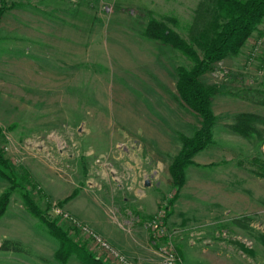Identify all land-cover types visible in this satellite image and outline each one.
Masks as SVG:
<instances>
[{"label":"rangeland","instance_id":"374dc122","mask_svg":"<svg viewBox=\"0 0 264 264\" xmlns=\"http://www.w3.org/2000/svg\"><path fill=\"white\" fill-rule=\"evenodd\" d=\"M5 1L14 7L0 30V151L19 187L0 176V195L9 190L0 246L18 242L22 250H0V264H82L74 254L58 258L57 241L23 193L102 264L114 263L82 226L110 244L94 224L114 228L156 262L146 224L161 211L180 264H264V179L250 172L255 138L229 128L236 113L264 118V58L254 49L264 19L239 54L201 78L218 89L214 142L203 153L213 165L189 169L206 188L194 204L183 199L182 214L173 211L168 169L179 136L199 128L175 88L176 69L191 62L142 33L154 18L188 41L199 0ZM252 125L264 140V123ZM227 194L221 205L212 198Z\"/></svg>","mask_w":264,"mask_h":264},{"label":"trees","instance_id":"16d2710c","mask_svg":"<svg viewBox=\"0 0 264 264\" xmlns=\"http://www.w3.org/2000/svg\"><path fill=\"white\" fill-rule=\"evenodd\" d=\"M13 7V5H7L5 0H0V20L3 14ZM263 19L264 0H199L188 29V41L181 38L163 21L154 18L148 21L143 30L142 35L145 39L168 46L191 62L189 68L176 69L175 88L179 100L198 115L200 122L199 128L191 136H179L181 146L168 169L171 185L175 191L174 199L184 185L185 171L193 164L192 158L212 143V130L216 117L211 106L218 89L216 86L205 85L201 78L213 71L215 65L223 59L239 54ZM256 121L264 123V118L239 113L229 128L242 137L259 138V134L252 125ZM1 132L0 128V134ZM260 141L263 142L261 139ZM250 164L253 167L251 173L264 178V159L253 157ZM7 170L8 173H5ZM10 170L8 161L0 151V176L11 184L10 188L16 189L19 184L12 177ZM8 197L9 190L0 195V218L6 212ZM23 200L28 211L44 223L50 236L57 241L59 247L56 255L62 262L74 254L82 264H102L99 259L88 254L82 245L75 244L56 224V220L45 218L43 210L30 199L27 193H23ZM0 250L21 251L22 248L18 242L4 241Z\"/></svg>","mask_w":264,"mask_h":264},{"label":"crops","instance_id":"0c3cea01","mask_svg":"<svg viewBox=\"0 0 264 264\" xmlns=\"http://www.w3.org/2000/svg\"><path fill=\"white\" fill-rule=\"evenodd\" d=\"M7 16H9V14H7V12H5L0 20V30L4 31L5 32V27H6V21L8 20V18H6ZM38 17V14H32L30 15V17ZM18 19V18H17ZM35 19V18H34ZM36 20V19H35ZM38 20V19H37ZM35 26H38V23H35L32 25V29L35 27ZM4 29V30H3ZM238 113L234 114V116H236ZM247 114H251L252 113H247ZM254 115V114H253ZM233 116V117H234ZM257 116V115H256ZM217 120V119H216ZM258 122V121H256ZM261 123V122H259ZM216 124V122H215ZM215 124H214V127H215ZM232 125V123L230 124ZM213 127V129H214ZM229 127V125H228ZM230 130V129H229ZM256 132L259 134V138H256L255 136H253L255 138V147H256V155L253 156V157H259L261 159H264V156H263V152H262V146L264 144V140H263V137L260 135V133L256 130ZM212 135H213V130H212ZM240 136V135H239ZM242 137V136H241ZM243 138H246V137H243ZM252 138V137H250ZM261 140H263V142L261 143ZM212 142L213 141V137H212ZM207 148H205L204 150H202L201 152L197 153L193 158H192V161H193V164L188 166L186 171H185V182H184V185L182 186V188L178 191L177 193V196L175 197L174 199V202L172 203L173 207H174V212H181L182 214L183 213H186V210H180L179 208L183 209H189V206L188 205H185L182 201H184L183 199L185 198H188L190 197V202H192L194 204V201H197L200 197H201V192L203 191L205 185L202 184V180H203V176L202 174H189V169L190 168H198V167H202L204 166V164H208V165H213V162L211 163L210 161H206V159L208 158L207 156H205L203 153H205ZM203 154V155H202ZM252 157V158H253ZM251 158V160H252ZM251 160H250V163H251ZM239 165H241V163H239ZM250 165V164H249ZM251 169V168H250ZM251 172V171H250ZM252 175H254L253 173H251ZM255 176V175H254ZM216 177V176H215ZM256 178L258 179H264V178H259L257 176H255ZM189 181H197L195 182L192 187V185H189ZM189 186H191L192 188H190ZM207 187H211V185H206ZM203 187V188H202ZM190 193V194H188ZM229 195H214L212 198L213 200L215 201V203H220L221 204H224L225 201H224V198L226 197V201H228V197ZM229 202V201H228ZM150 203V202H149ZM214 203V204H215ZM148 204V203H147ZM191 206V205H190ZM150 210L152 211L153 210V207L150 208ZM154 211V210H153ZM152 211V212H153ZM184 211V212H183ZM151 212V214H153ZM173 212H170L169 213V216H168V219L171 218L173 216L172 214ZM91 222V221H90ZM94 223V222H93ZM96 226V228L101 232V234L103 236H105L106 238L109 239V241L114 245L116 246L121 252L129 255L131 258L135 259V260H138L142 263H145V264H152L154 261V259H150V260H145L144 259V255L142 253V251L138 248V247H135L133 246L132 244H130L129 242H125V240L121 237V234L119 231H117L116 229L113 228V230L111 231H107L106 228H102V226H99L97 225L96 223L94 224ZM148 233V232H147ZM190 245L192 243H189ZM218 244H229V243H225V242H220ZM151 243H150V248H151V251H152V247H151ZM194 245V243H193ZM215 245V244H213ZM240 247V246H239ZM187 251V249H185ZM142 260V261H141ZM145 261V262H144Z\"/></svg>","mask_w":264,"mask_h":264},{"label":"built area","instance_id":"2783aa9c","mask_svg":"<svg viewBox=\"0 0 264 264\" xmlns=\"http://www.w3.org/2000/svg\"><path fill=\"white\" fill-rule=\"evenodd\" d=\"M260 48L261 55L264 58V38L257 39L254 44V49ZM65 218L71 219L76 223L75 219L64 214ZM163 212H159L158 216L153 217L149 222H147L146 227L150 231L151 236L154 239V244L156 243L155 253L158 255V260L153 264H180V258L175 251L172 234L175 231H169L167 227L162 223ZM82 231L91 238V240L99 247L101 252L105 255V258L114 264H143L127 258L123 255L116 247L112 246L107 240L97 235L90 228L86 226L81 227Z\"/></svg>","mask_w":264,"mask_h":264}]
</instances>
